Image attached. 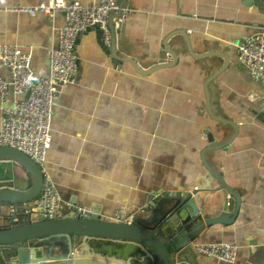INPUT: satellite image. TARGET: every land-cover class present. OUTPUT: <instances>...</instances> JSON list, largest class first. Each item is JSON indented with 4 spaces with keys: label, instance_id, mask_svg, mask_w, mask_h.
Here are the masks:
<instances>
[{
    "label": "crops",
    "instance_id": "obj_1",
    "mask_svg": "<svg viewBox=\"0 0 264 264\" xmlns=\"http://www.w3.org/2000/svg\"><path fill=\"white\" fill-rule=\"evenodd\" d=\"M41 3L53 0H0L3 6ZM114 21L115 47L104 45L95 27L78 38L77 82L63 89L54 107L45 168L62 199L101 218L128 222L151 217L153 201L190 192L208 224L192 245L235 243L234 264H264V86L238 50L264 26V9L243 0H128L125 17ZM66 22L63 12L31 16L0 10V45L16 44L31 54L40 79L49 74V50L59 45ZM167 49L178 62L157 68L173 61ZM0 76L12 79L1 56ZM9 98L26 95L11 89ZM209 100L232 123L217 120ZM1 120L0 103V129ZM211 137L214 149L208 148ZM30 185L26 171L0 161V186ZM7 213L3 209V217ZM34 216L30 206L20 218ZM222 216L225 221H214ZM99 243L110 245L104 248L110 253L123 247L132 251L123 255H143L123 241L91 242L101 249ZM32 249H23L30 258ZM4 252L0 248V257ZM184 256L190 264H232L195 247ZM1 259L0 264H18L14 257ZM155 262L149 258L143 264Z\"/></svg>",
    "mask_w": 264,
    "mask_h": 264
},
{
    "label": "water",
    "instance_id": "obj_2",
    "mask_svg": "<svg viewBox=\"0 0 264 264\" xmlns=\"http://www.w3.org/2000/svg\"><path fill=\"white\" fill-rule=\"evenodd\" d=\"M243 4L264 9V0H243ZM120 7V10L113 11L109 18L113 47L116 46L117 36L114 19L122 20L125 17L128 0H121ZM122 24L123 21H119L118 29ZM167 51L172 55L173 61L161 63L157 68L172 66L174 62H178L179 59L173 51ZM127 60L137 64L133 58L127 57ZM222 69L225 67L218 71ZM212 80L213 78L208 83ZM208 102L209 110L217 120L232 123L217 114L216 108L210 104L211 100ZM210 141L208 148H216L217 143L213 137ZM3 160L16 163L26 171L31 185L26 189L0 186V216L3 217V209L6 208L8 212L3 217L4 224H0V248L5 251L1 255L2 259L0 257L1 261H9L14 257L18 264H143L150 258L155 259V264H190L184 255L194 251L191 242L208 225L196 204L194 194L190 192L153 201L150 205L153 214L147 219L137 217L128 222H121L101 218L96 212L80 218L73 211L61 218L46 220L39 207L38 216L26 221L20 218L21 214L28 207L37 206L41 202L43 170L27 154L11 146H0V161ZM223 187H226L224 182L221 188ZM233 219L234 217H231V220ZM223 220L225 221L222 216L214 221ZM93 240L123 241L138 247L143 255H123L125 250L110 253L106 249L93 246ZM30 245L33 247L32 258L23 250ZM183 258L185 259L182 260Z\"/></svg>",
    "mask_w": 264,
    "mask_h": 264
},
{
    "label": "built area",
    "instance_id": "obj_3",
    "mask_svg": "<svg viewBox=\"0 0 264 264\" xmlns=\"http://www.w3.org/2000/svg\"><path fill=\"white\" fill-rule=\"evenodd\" d=\"M121 0H94L91 5L79 1L53 0L52 4L0 5V10L26 12L31 16L43 13L53 16L57 12L66 15L67 22L60 29V42L49 50L50 69L47 76L37 79L32 67L31 54L19 45H0L2 61L12 72V79L0 76V103L2 111L0 146H11L27 154L43 170L44 184L40 204L31 206L41 212L46 220L58 219L75 211L84 218L93 210L77 206L62 199L56 182L45 163L52 142L53 111L65 87L77 82L80 64L76 53L78 38L90 28L102 31L103 43L112 45L109 18L120 10ZM241 61L249 68L255 81L264 86V26L238 45ZM169 54V53H168ZM26 95L25 99L11 101L10 90ZM195 249L222 262L234 264L239 247L230 242H198Z\"/></svg>",
    "mask_w": 264,
    "mask_h": 264
},
{
    "label": "rangeland",
    "instance_id": "obj_4",
    "mask_svg": "<svg viewBox=\"0 0 264 264\" xmlns=\"http://www.w3.org/2000/svg\"><path fill=\"white\" fill-rule=\"evenodd\" d=\"M106 243H107V242H106ZM100 244H101V243H99V245H100ZM100 246H101V247H100L101 249H104V248H106V247H108V246H110V245H107V244L102 243ZM127 247H129V246H127ZM122 250H125L126 252H128V251L130 252V251H131V249L129 250L128 248H123V247H122L119 251H122ZM119 251H118V252H119ZM131 252H132V251H131Z\"/></svg>",
    "mask_w": 264,
    "mask_h": 264
}]
</instances>
